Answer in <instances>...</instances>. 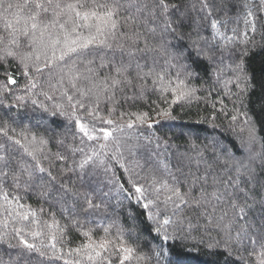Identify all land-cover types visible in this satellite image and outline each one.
I'll use <instances>...</instances> for the list:
<instances>
[{"label":"trees","instance_id":"16d2710c","mask_svg":"<svg viewBox=\"0 0 264 264\" xmlns=\"http://www.w3.org/2000/svg\"><path fill=\"white\" fill-rule=\"evenodd\" d=\"M122 262L264 264V0L0 3V264Z\"/></svg>","mask_w":264,"mask_h":264},{"label":"snow or ice","instance_id":"6c2138e0","mask_svg":"<svg viewBox=\"0 0 264 264\" xmlns=\"http://www.w3.org/2000/svg\"><path fill=\"white\" fill-rule=\"evenodd\" d=\"M2 2H3V0H0V3H2ZM160 2L162 3V0H160ZM47 3H48V4H51V3H52V0H47ZM35 7H36V8H43L44 6H43V4L36 3V4H35ZM56 7H59V5L57 4ZM68 7L71 8V9L75 12V16H76L78 19L88 20L90 17H91L92 19H97V18H99L100 20L105 21V24H106V25H107V23H108L109 21H111V18H112V16L114 15L113 11L108 10L106 16H100V17H98L97 12H95V11H92V12H84V13H81V12H79V11H76V8H77V7H83V5H69ZM44 11L47 12L48 9H47V8H44ZM35 18H36V17H33V19H35ZM111 27H112L113 29L116 27L115 22H112V23H111ZM100 31H101V29H100V28H97V32H100ZM95 40H96V37L93 36V37L91 38L90 41H87V42L83 43L79 48H77V47L74 46V45L76 44V41L73 40V41H72V46H69V45L66 44L65 47H66L68 50L65 51L63 55L57 57V59H61V60H62V59H64L66 56H68V55H70V54L85 51V50H87L90 46H92V43H93ZM97 46H104V45H103V42H101V44H100V45H97ZM108 123H111V122L108 121ZM131 126H132V125H129V127H131ZM150 127H151V126H150ZM81 131H82V132H85V135H87V132L85 131V129H84L83 126H81ZM107 135L110 136L111 133H107ZM89 138L92 139L93 137H89ZM134 192L137 193V194H139L138 197H137V200H138V201H139L140 199H143L144 193H143V191H142L141 188H139V187L134 188ZM177 195H179V194L177 193ZM170 199H171V198H170ZM177 206H179V205H177ZM144 207L147 208L148 205L145 204ZM25 219H26V217H25ZM168 223H170L169 220H164V224H165V225L168 224ZM165 242H167V239H166V238H165ZM21 243L23 244L24 248H26V249H28V250H30V251H38V249L35 248V245H34V244H29V243H27L26 241H23V240L21 241ZM53 247H55V245H53ZM128 252H129V254L126 255V256L124 257V260H128V259L131 258V250H128ZM97 255H99V253H97ZM122 264H123V262H122Z\"/></svg>","mask_w":264,"mask_h":264}]
</instances>
